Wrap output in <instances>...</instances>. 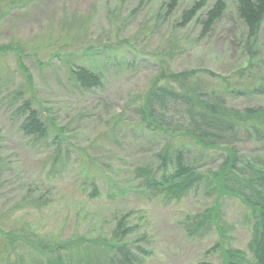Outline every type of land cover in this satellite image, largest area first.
Masks as SVG:
<instances>
[{"label":"rangeland","instance_id":"obj_1","mask_svg":"<svg viewBox=\"0 0 264 264\" xmlns=\"http://www.w3.org/2000/svg\"><path fill=\"white\" fill-rule=\"evenodd\" d=\"M192 1L180 0L169 19L157 17L163 0H31L7 13H3L7 0L2 1L0 44L13 40L34 47L27 54L37 55L24 58L32 88L58 122L68 127L73 150L65 171L50 177L48 148L24 138L0 105V229L27 228L60 239L108 237L116 220L127 215L132 232L126 240L143 237L149 251L144 264H217L220 250H211L215 244L246 248L250 224L239 199L224 195L216 200L201 191H190L180 200L155 195L133 172L149 160V152H141L143 144L122 128H112L118 117L133 118L130 106L139 102V94L157 73L159 57L174 71L196 69L207 81L217 77L222 87L238 82L252 85L263 72L264 25L250 58L242 47H232L228 20L203 37L197 21L180 26L179 16ZM226 1L231 12L233 0ZM87 47L144 61L133 73L102 67V87L79 93L67 88L65 66L50 55L81 54ZM1 62L2 72L12 75L10 84H22L13 56L5 55ZM249 98L230 102L240 107L264 106V96ZM238 147L247 153L253 144ZM91 182L98 187L97 197L88 196ZM214 200L220 204L225 236L215 229L203 237L187 235L181 224L186 216Z\"/></svg>","mask_w":264,"mask_h":264},{"label":"trees","instance_id":"obj_2","mask_svg":"<svg viewBox=\"0 0 264 264\" xmlns=\"http://www.w3.org/2000/svg\"><path fill=\"white\" fill-rule=\"evenodd\" d=\"M27 1L31 0H7L3 13ZM179 2L163 0L157 17H172ZM232 9L229 12L226 0H193L181 12L178 24L183 27L197 21L203 37L220 21L228 20L232 23V47H242L253 58L264 25V0H233ZM29 49L34 51V47L19 41L0 44V105L24 138L48 148L49 174L55 177L65 171L72 143L67 137L68 127L61 125L34 93L32 74L24 58L37 54H27ZM104 50L87 47L81 54L69 51L50 56L65 66L67 88L79 93L102 87V67L133 73L144 61L142 57L127 58L123 52ZM8 54L16 62L22 84H10L12 75L2 72L1 58ZM167 56L172 57L170 51ZM159 61L157 73L138 96L139 102L130 106L133 118L125 121L118 117L112 126L139 140L143 144L141 152H149V160L134 168L135 176L150 192L174 200L190 191H201L216 200L224 195L239 199L247 209L245 218L250 224L246 248L222 247L219 243L211 250H220L217 264H264V106L240 107L230 102L264 96V69L252 85L238 82L222 87L211 71L207 72L216 80L207 81L197 75L196 69L174 71L160 57ZM242 143L253 147L243 153L238 147ZM89 185L88 196L97 197L98 187L94 182ZM219 205L214 200L201 211L187 215L181 223L184 232L203 237L215 229L224 237L226 227ZM126 217L116 220L108 237L76 235L60 239L27 228L0 229V264H144L149 251L142 244L143 237L126 240L132 232Z\"/></svg>","mask_w":264,"mask_h":264}]
</instances>
